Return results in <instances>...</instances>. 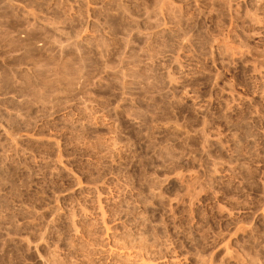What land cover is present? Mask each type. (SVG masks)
Wrapping results in <instances>:
<instances>
[{"label":"rangeland","instance_id":"obj_1","mask_svg":"<svg viewBox=\"0 0 264 264\" xmlns=\"http://www.w3.org/2000/svg\"><path fill=\"white\" fill-rule=\"evenodd\" d=\"M0 264H264V0H0Z\"/></svg>","mask_w":264,"mask_h":264},{"label":"bare ground","instance_id":"obj_2","mask_svg":"<svg viewBox=\"0 0 264 264\" xmlns=\"http://www.w3.org/2000/svg\"><path fill=\"white\" fill-rule=\"evenodd\" d=\"M144 242V241H143Z\"/></svg>","mask_w":264,"mask_h":264}]
</instances>
